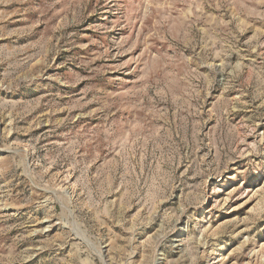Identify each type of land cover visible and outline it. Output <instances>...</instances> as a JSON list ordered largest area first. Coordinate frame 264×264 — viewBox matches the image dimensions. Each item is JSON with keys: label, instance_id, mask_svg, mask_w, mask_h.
<instances>
[{"label": "rangeland", "instance_id": "1", "mask_svg": "<svg viewBox=\"0 0 264 264\" xmlns=\"http://www.w3.org/2000/svg\"><path fill=\"white\" fill-rule=\"evenodd\" d=\"M0 264H264V0H0Z\"/></svg>", "mask_w": 264, "mask_h": 264}]
</instances>
